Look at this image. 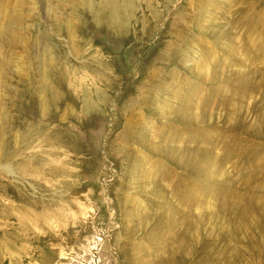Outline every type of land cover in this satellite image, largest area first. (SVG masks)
Instances as JSON below:
<instances>
[{"label":"rangeland","instance_id":"obj_1","mask_svg":"<svg viewBox=\"0 0 264 264\" xmlns=\"http://www.w3.org/2000/svg\"><path fill=\"white\" fill-rule=\"evenodd\" d=\"M0 264H264V0H0Z\"/></svg>","mask_w":264,"mask_h":264}]
</instances>
